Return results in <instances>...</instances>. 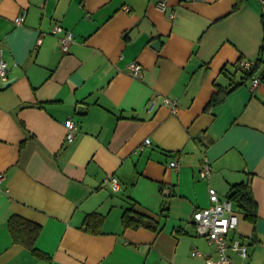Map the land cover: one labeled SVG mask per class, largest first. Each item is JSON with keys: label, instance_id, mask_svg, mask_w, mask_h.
<instances>
[{"label": "crops", "instance_id": "crops-1", "mask_svg": "<svg viewBox=\"0 0 264 264\" xmlns=\"http://www.w3.org/2000/svg\"><path fill=\"white\" fill-rule=\"evenodd\" d=\"M235 3L169 0L162 11L156 0H0V58L9 66L0 89V264H202L193 249L216 252L194 211L210 205V187L225 198L248 180L258 217L234 206L229 238L248 246L246 264H264V4L244 0L233 11ZM57 23L75 34L68 52L52 33ZM243 58L260 63L248 80L237 68ZM133 60L140 79L127 70ZM160 95L178 110L159 99L150 111ZM68 117L78 125L72 142ZM175 158L179 167H170ZM206 159L212 173L203 178ZM134 202L159 218L158 231L123 226ZM95 211L104 215L97 234L83 227ZM13 214L41 224L35 246L49 257L14 241Z\"/></svg>", "mask_w": 264, "mask_h": 264}, {"label": "built area", "instance_id": "built-area-1", "mask_svg": "<svg viewBox=\"0 0 264 264\" xmlns=\"http://www.w3.org/2000/svg\"><path fill=\"white\" fill-rule=\"evenodd\" d=\"M264 4V0H261ZM157 7L162 11H168L169 0H156ZM169 15L175 16V11L171 10ZM25 19V13L18 15L15 18L16 24H22ZM52 33L59 35L61 42V49L64 52H68L71 44L75 40V34L66 30L62 25L55 24L52 28ZM255 60L243 58L238 62L240 71H250L255 65ZM128 72L134 78H142L144 76L143 65L133 60L127 66ZM9 66L8 63L1 57L0 58V89L4 88L8 81ZM261 78L256 77L252 80V89H255L260 83ZM159 99H162L163 104L171 106L174 111H177L176 102L168 96L160 95L151 100L149 110L153 111L159 103ZM66 126V139L72 142L75 139L78 131V125L74 118L68 117L65 121ZM150 138H146L144 145L150 143ZM170 167H179V161L177 158L170 162ZM212 173V166L208 159H206L200 167L201 177L207 178ZM5 179V173L0 172V184ZM107 183L114 189H120V183L116 176H110L107 179ZM210 205L202 208H198L194 211L192 220L196 225V230L199 235L209 239L214 244L216 254H210L202 252L198 248L192 250V255L195 257H202V264H246L245 259L248 255V246L242 243L239 239L230 240L229 235L233 229L238 226L239 215L234 209L233 202L228 198L220 197L218 191L214 187L209 188ZM229 249L235 250L241 257V261H235L229 254Z\"/></svg>", "mask_w": 264, "mask_h": 264}, {"label": "trees", "instance_id": "trees-1", "mask_svg": "<svg viewBox=\"0 0 264 264\" xmlns=\"http://www.w3.org/2000/svg\"><path fill=\"white\" fill-rule=\"evenodd\" d=\"M244 0H236L233 11L238 10ZM259 61L255 62V65L251 68L250 71L244 72V78L248 80L253 78L256 71L259 69ZM237 68L239 70L238 64ZM240 83H236L233 86L220 87L219 93L222 94V97H213L212 100L208 103L206 109H210L212 106L220 103L224 99V95L231 92ZM163 189V186H162ZM234 206L237 209H240L245 218L253 223L256 222L258 217V203L255 199V196L252 191V186L250 180L243 181L232 185L229 194L227 195ZM136 202L129 208H126L123 216L122 223L125 228H134L138 229L140 227H146L152 230H159L161 228V221L155 215H152L147 212L140 211L135 208ZM169 210L168 206V197L164 198L162 203L161 215L166 216ZM104 222V215L100 212H91L86 215L83 227L86 231L97 234L101 232V226ZM9 231L16 243L24 245L26 248L30 249L31 252L39 257H49L47 254L42 252L35 246L36 239L39 236L42 226L41 224L25 218L18 214H13L8 220Z\"/></svg>", "mask_w": 264, "mask_h": 264}, {"label": "water", "instance_id": "water-1", "mask_svg": "<svg viewBox=\"0 0 264 264\" xmlns=\"http://www.w3.org/2000/svg\"><path fill=\"white\" fill-rule=\"evenodd\" d=\"M153 45L156 46V47H158V42L155 41V42L153 43ZM6 85H8V84H6Z\"/></svg>", "mask_w": 264, "mask_h": 264}]
</instances>
